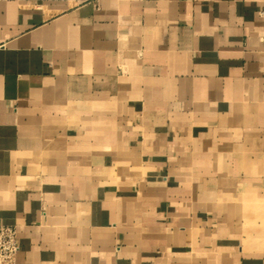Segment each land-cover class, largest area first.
Here are the masks:
<instances>
[{
  "label": "crops",
  "instance_id": "obj_1",
  "mask_svg": "<svg viewBox=\"0 0 264 264\" xmlns=\"http://www.w3.org/2000/svg\"><path fill=\"white\" fill-rule=\"evenodd\" d=\"M262 2L0 0L15 264H264Z\"/></svg>",
  "mask_w": 264,
  "mask_h": 264
},
{
  "label": "built area",
  "instance_id": "obj_2",
  "mask_svg": "<svg viewBox=\"0 0 264 264\" xmlns=\"http://www.w3.org/2000/svg\"><path fill=\"white\" fill-rule=\"evenodd\" d=\"M259 15L264 30V0L259 9ZM18 249L19 240L16 226L14 224L0 223V264H15Z\"/></svg>",
  "mask_w": 264,
  "mask_h": 264
}]
</instances>
